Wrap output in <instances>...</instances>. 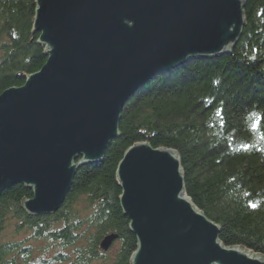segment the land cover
Returning a JSON list of instances; mask_svg holds the SVG:
<instances>
[{
	"label": "water",
	"instance_id": "1",
	"mask_svg": "<svg viewBox=\"0 0 264 264\" xmlns=\"http://www.w3.org/2000/svg\"><path fill=\"white\" fill-rule=\"evenodd\" d=\"M245 0H34L46 60L0 92V191L21 183L30 214L54 213L78 167L100 161L129 99L154 76L231 50ZM137 244L130 264H264L225 245L220 225L185 192L178 152L137 141L116 166ZM115 233L106 235L110 245Z\"/></svg>",
	"mask_w": 264,
	"mask_h": 264
},
{
	"label": "trees",
	"instance_id": "2",
	"mask_svg": "<svg viewBox=\"0 0 264 264\" xmlns=\"http://www.w3.org/2000/svg\"><path fill=\"white\" fill-rule=\"evenodd\" d=\"M34 0H0V92L20 85L46 60L32 31ZM242 33L230 51L196 56L154 76L126 103L119 135L100 161L81 164L57 211L30 214L31 189L17 183L0 191V235L12 215L17 229L45 239L33 245L0 238V264H130L137 239L118 196L116 166L137 141L175 149L185 192L220 225L225 245L264 257V0H245ZM86 202L83 209L77 205ZM119 235L109 257L100 239ZM41 249L43 245L39 246Z\"/></svg>",
	"mask_w": 264,
	"mask_h": 264
},
{
	"label": "rangeland",
	"instance_id": "3",
	"mask_svg": "<svg viewBox=\"0 0 264 264\" xmlns=\"http://www.w3.org/2000/svg\"><path fill=\"white\" fill-rule=\"evenodd\" d=\"M83 205L86 206L87 203H79L77 205V208L79 210L83 209ZM16 223L19 225L17 218L14 216H10L7 220V224L5 226V228L3 229V231L1 232L0 238L4 241H19V242H25V243H29L31 245H33L34 247V254H36L35 257H37L39 254L43 253V254H47L48 252H52L53 249L51 250H43L44 246L47 244V242L45 241V239H41V238H33L32 236V231L29 229H17V227H15ZM43 245V247L41 249L39 246ZM119 246V242H114L112 244V246L108 249L107 254L110 256H112L116 251L117 248ZM50 252V253H51Z\"/></svg>",
	"mask_w": 264,
	"mask_h": 264
},
{
	"label": "bare ground",
	"instance_id": "4",
	"mask_svg": "<svg viewBox=\"0 0 264 264\" xmlns=\"http://www.w3.org/2000/svg\"><path fill=\"white\" fill-rule=\"evenodd\" d=\"M114 237L115 238L112 240L111 244L109 246L106 245V249H109L115 241L119 242V235L115 234ZM103 239H104V237L102 239H100V245H103Z\"/></svg>",
	"mask_w": 264,
	"mask_h": 264
}]
</instances>
